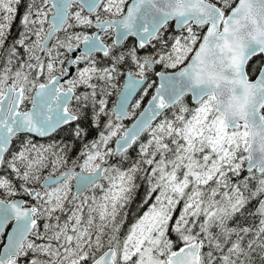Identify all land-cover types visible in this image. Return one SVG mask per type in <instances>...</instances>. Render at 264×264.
I'll use <instances>...</instances> for the list:
<instances>
[{"label": "snow or ice", "instance_id": "6c2138e0", "mask_svg": "<svg viewBox=\"0 0 264 264\" xmlns=\"http://www.w3.org/2000/svg\"><path fill=\"white\" fill-rule=\"evenodd\" d=\"M0 264H264V0H0Z\"/></svg>", "mask_w": 264, "mask_h": 264}, {"label": "trees", "instance_id": "16d2710c", "mask_svg": "<svg viewBox=\"0 0 264 264\" xmlns=\"http://www.w3.org/2000/svg\"><path fill=\"white\" fill-rule=\"evenodd\" d=\"M14 30H15V25H14Z\"/></svg>", "mask_w": 264, "mask_h": 264}]
</instances>
